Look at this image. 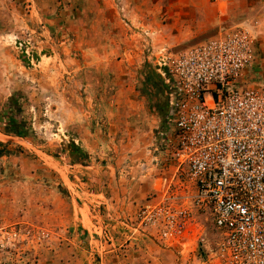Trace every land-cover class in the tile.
Masks as SVG:
<instances>
[{
  "label": "rangeland",
  "instance_id": "1",
  "mask_svg": "<svg viewBox=\"0 0 264 264\" xmlns=\"http://www.w3.org/2000/svg\"><path fill=\"white\" fill-rule=\"evenodd\" d=\"M243 24L264 57V0H0V115L13 96L28 126L0 132V264H216L186 179L150 164L164 114L150 56Z\"/></svg>",
  "mask_w": 264,
  "mask_h": 264
},
{
  "label": "built area",
  "instance_id": "2",
  "mask_svg": "<svg viewBox=\"0 0 264 264\" xmlns=\"http://www.w3.org/2000/svg\"><path fill=\"white\" fill-rule=\"evenodd\" d=\"M253 31L243 24L150 56L165 107L150 164L162 154L159 163L186 179L191 206L215 233L216 264H264V57ZM156 180V189L169 187Z\"/></svg>",
  "mask_w": 264,
  "mask_h": 264
},
{
  "label": "trees",
  "instance_id": "3",
  "mask_svg": "<svg viewBox=\"0 0 264 264\" xmlns=\"http://www.w3.org/2000/svg\"><path fill=\"white\" fill-rule=\"evenodd\" d=\"M19 109V106L16 103V100L13 96L9 97L6 104V110L2 115H0V132L5 136H13L17 138H23L27 133L28 126L24 120L19 117H16L12 111ZM165 111V107H164ZM163 117V114H162ZM70 151L69 158H72V161H76L78 158V149L77 147L70 142L67 146ZM7 154L4 146H0V156Z\"/></svg>",
  "mask_w": 264,
  "mask_h": 264
},
{
  "label": "crops",
  "instance_id": "4",
  "mask_svg": "<svg viewBox=\"0 0 264 264\" xmlns=\"http://www.w3.org/2000/svg\"><path fill=\"white\" fill-rule=\"evenodd\" d=\"M218 34H221V33H218ZM163 87V86H162Z\"/></svg>",
  "mask_w": 264,
  "mask_h": 264
}]
</instances>
